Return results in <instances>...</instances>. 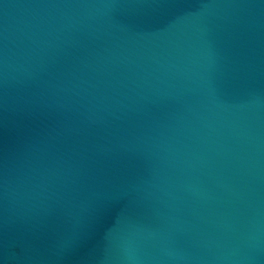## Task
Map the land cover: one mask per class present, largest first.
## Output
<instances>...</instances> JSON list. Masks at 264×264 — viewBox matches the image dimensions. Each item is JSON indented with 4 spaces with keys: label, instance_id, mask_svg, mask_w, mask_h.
I'll return each instance as SVG.
<instances>
[{
    "label": "water",
    "instance_id": "water-1",
    "mask_svg": "<svg viewBox=\"0 0 264 264\" xmlns=\"http://www.w3.org/2000/svg\"><path fill=\"white\" fill-rule=\"evenodd\" d=\"M0 264H264V0H0Z\"/></svg>",
    "mask_w": 264,
    "mask_h": 264
}]
</instances>
